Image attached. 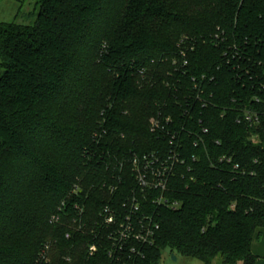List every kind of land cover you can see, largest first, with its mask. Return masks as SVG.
Wrapping results in <instances>:
<instances>
[{
    "label": "trees",
    "instance_id": "obj_1",
    "mask_svg": "<svg viewBox=\"0 0 264 264\" xmlns=\"http://www.w3.org/2000/svg\"><path fill=\"white\" fill-rule=\"evenodd\" d=\"M35 13L0 23V264L109 262L103 238L88 250L100 213L132 197L160 224L138 264L167 250L256 264L264 0H36ZM144 155L173 165L177 208L138 184Z\"/></svg>",
    "mask_w": 264,
    "mask_h": 264
},
{
    "label": "built area",
    "instance_id": "obj_2",
    "mask_svg": "<svg viewBox=\"0 0 264 264\" xmlns=\"http://www.w3.org/2000/svg\"><path fill=\"white\" fill-rule=\"evenodd\" d=\"M241 119L250 125H256L259 123L260 115L257 112L247 111ZM132 165L142 189L149 187L161 191L156 200L159 205L173 209L179 206V201L165 195L168 176L173 165L169 166L159 157L149 155H144L142 158L135 157ZM100 217L102 222L98 226L102 230L95 232V241L89 245L88 250L91 256L95 255L99 251V246H103L96 240L103 238L109 243L108 247L104 246L109 259L105 264H138L137 257L142 254L141 249L154 242L156 233L160 229L159 222L143 209L136 197L124 201L121 208L106 204ZM55 220L57 217L53 216L52 221Z\"/></svg>",
    "mask_w": 264,
    "mask_h": 264
},
{
    "label": "rangeland",
    "instance_id": "obj_3",
    "mask_svg": "<svg viewBox=\"0 0 264 264\" xmlns=\"http://www.w3.org/2000/svg\"><path fill=\"white\" fill-rule=\"evenodd\" d=\"M36 0H0V23L17 22L30 25L36 20ZM1 62V58H0ZM3 69L0 66V76ZM170 252L164 251L159 264H203L201 261L177 255L172 261ZM214 264H218L217 261Z\"/></svg>",
    "mask_w": 264,
    "mask_h": 264
},
{
    "label": "crops",
    "instance_id": "obj_4",
    "mask_svg": "<svg viewBox=\"0 0 264 264\" xmlns=\"http://www.w3.org/2000/svg\"><path fill=\"white\" fill-rule=\"evenodd\" d=\"M252 251L258 257L256 264H264V227L256 231L252 241Z\"/></svg>",
    "mask_w": 264,
    "mask_h": 264
},
{
    "label": "water",
    "instance_id": "obj_5",
    "mask_svg": "<svg viewBox=\"0 0 264 264\" xmlns=\"http://www.w3.org/2000/svg\"><path fill=\"white\" fill-rule=\"evenodd\" d=\"M170 258L172 261H177V255L175 253H171Z\"/></svg>",
    "mask_w": 264,
    "mask_h": 264
}]
</instances>
